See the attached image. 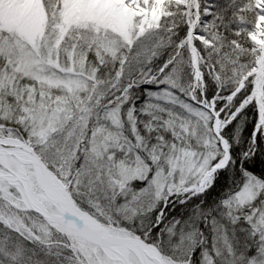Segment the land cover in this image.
I'll list each match as a JSON object with an SVG mask.
<instances>
[{
  "label": "snow or ice",
  "instance_id": "obj_1",
  "mask_svg": "<svg viewBox=\"0 0 264 264\" xmlns=\"http://www.w3.org/2000/svg\"><path fill=\"white\" fill-rule=\"evenodd\" d=\"M0 264H264V0H0Z\"/></svg>",
  "mask_w": 264,
  "mask_h": 264
}]
</instances>
